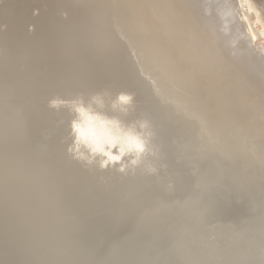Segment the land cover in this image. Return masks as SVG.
I'll list each match as a JSON object with an SVG mask.
<instances>
[{"label": "bare ground", "instance_id": "bare-ground-1", "mask_svg": "<svg viewBox=\"0 0 264 264\" xmlns=\"http://www.w3.org/2000/svg\"><path fill=\"white\" fill-rule=\"evenodd\" d=\"M222 11L0 0V264H264V32ZM105 91L154 133L125 172L74 160L49 107Z\"/></svg>", "mask_w": 264, "mask_h": 264}, {"label": "clouds", "instance_id": "clouds-1", "mask_svg": "<svg viewBox=\"0 0 264 264\" xmlns=\"http://www.w3.org/2000/svg\"><path fill=\"white\" fill-rule=\"evenodd\" d=\"M236 5L242 12L255 15V23H264L259 8L252 6L253 0H236ZM241 18L249 23L247 16ZM49 107L57 111L67 109L72 115L71 144L67 151L76 161L89 166L97 164L102 170L114 168L125 172L140 166L146 156L155 154L152 146L154 133L149 122L137 120L129 123L121 118L134 110L133 93L120 92L114 99L107 91L90 98L83 95L68 100L57 97L49 102ZM108 109L119 115H109Z\"/></svg>", "mask_w": 264, "mask_h": 264}, {"label": "rangeland", "instance_id": "rangeland-1", "mask_svg": "<svg viewBox=\"0 0 264 264\" xmlns=\"http://www.w3.org/2000/svg\"><path fill=\"white\" fill-rule=\"evenodd\" d=\"M211 4L213 6V8L215 9V11L220 12V10L222 11V8H225L227 11H230L232 13L233 19L232 21L234 22V24L240 25L242 30L245 31V28L247 26V24L244 22V20L240 17L243 16L241 10L237 7L236 5V0H211ZM253 7H258L261 13L260 19L262 21H264V0H253ZM223 12V11H222ZM226 11L224 10L223 13H225ZM222 15V14H221ZM221 25H223V21L221 22ZM262 26V32H264V23H261ZM263 37H264V33H262ZM252 47L254 49L258 48V44L254 45L252 44ZM262 45V44H261ZM263 47V46H260ZM259 49H263V48H259ZM258 49V50H259Z\"/></svg>", "mask_w": 264, "mask_h": 264}]
</instances>
